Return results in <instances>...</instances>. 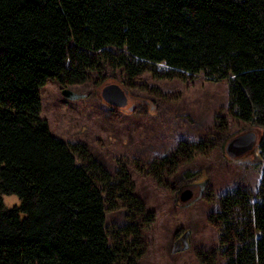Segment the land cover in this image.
Wrapping results in <instances>:
<instances>
[{
	"label": "trees",
	"instance_id": "1",
	"mask_svg": "<svg viewBox=\"0 0 264 264\" xmlns=\"http://www.w3.org/2000/svg\"><path fill=\"white\" fill-rule=\"evenodd\" d=\"M101 60L130 76L163 64L155 77L228 80L231 116L260 131L250 156L263 169L258 200L241 188L222 197L220 245L225 264H264V0H0V264H140L145 254L155 215L126 164L112 174L41 117L42 86L86 82ZM211 146L180 141L136 167L167 187L166 174ZM9 194L20 205L7 209ZM118 209L130 223L109 230Z\"/></svg>",
	"mask_w": 264,
	"mask_h": 264
},
{
	"label": "rangeland",
	"instance_id": "2",
	"mask_svg": "<svg viewBox=\"0 0 264 264\" xmlns=\"http://www.w3.org/2000/svg\"><path fill=\"white\" fill-rule=\"evenodd\" d=\"M108 50L120 53L112 47ZM162 65H150L130 76L124 68L114 69L101 60L97 70L88 72L86 82L65 86L50 80L40 89L41 117L54 136L68 144H85L112 174H116L118 162L126 164L136 194L155 215L152 226L143 228L145 254L140 264H225L226 246L220 245L224 230L217 217L221 199L241 188L250 193L252 201L258 200L263 169L257 153L232 159L225 145L251 130L259 138L260 131L231 116L227 79L212 81L203 73L183 79L157 78L154 70L163 72ZM112 82L128 90L132 111L115 108L102 99V88ZM200 140L214 146L190 161H181L175 176L166 174L167 187L136 167L147 168L152 161L169 155L180 141ZM193 184L202 185L197 188L202 189L201 194L184 205L179 194ZM4 197L7 209L21 203L15 194ZM126 222L130 220L125 209L107 213L109 230Z\"/></svg>",
	"mask_w": 264,
	"mask_h": 264
},
{
	"label": "water",
	"instance_id": "3",
	"mask_svg": "<svg viewBox=\"0 0 264 264\" xmlns=\"http://www.w3.org/2000/svg\"><path fill=\"white\" fill-rule=\"evenodd\" d=\"M101 96L106 103L115 108H128L131 111L134 109L133 104L129 105L130 97L128 90L119 83L112 82L106 84L101 90ZM258 142V133L251 130L231 138L225 145V151L230 158L240 159L244 155L255 151ZM193 188V186H190V188L181 190L179 198L184 205H189L199 197L198 192Z\"/></svg>",
	"mask_w": 264,
	"mask_h": 264
},
{
	"label": "flooded vegetation",
	"instance_id": "4",
	"mask_svg": "<svg viewBox=\"0 0 264 264\" xmlns=\"http://www.w3.org/2000/svg\"><path fill=\"white\" fill-rule=\"evenodd\" d=\"M129 95H130V94H129ZM252 153H253V152L244 155L243 157L240 158V160L245 159V158H248V156H250ZM198 186H202V185H201V184H199V185H197V184H193V187L195 188V190H197L198 194L200 195L202 189H201V190L197 189Z\"/></svg>",
	"mask_w": 264,
	"mask_h": 264
}]
</instances>
